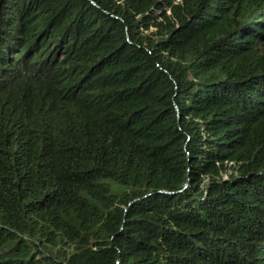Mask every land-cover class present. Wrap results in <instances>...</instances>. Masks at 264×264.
<instances>
[{"label": "trees", "instance_id": "obj_1", "mask_svg": "<svg viewBox=\"0 0 264 264\" xmlns=\"http://www.w3.org/2000/svg\"><path fill=\"white\" fill-rule=\"evenodd\" d=\"M0 264H264V0H0Z\"/></svg>", "mask_w": 264, "mask_h": 264}, {"label": "rangeland", "instance_id": "obj_2", "mask_svg": "<svg viewBox=\"0 0 264 264\" xmlns=\"http://www.w3.org/2000/svg\"><path fill=\"white\" fill-rule=\"evenodd\" d=\"M110 182H111L112 190L114 192H119V191H121L123 189V186L120 185L119 183H116L114 181H110Z\"/></svg>", "mask_w": 264, "mask_h": 264}]
</instances>
